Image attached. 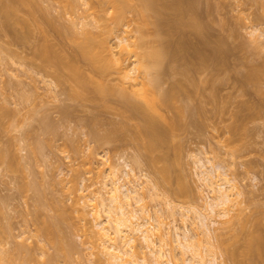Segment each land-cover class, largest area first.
Returning <instances> with one entry per match:
<instances>
[{
  "label": "rangeland",
  "instance_id": "374dc122",
  "mask_svg": "<svg viewBox=\"0 0 264 264\" xmlns=\"http://www.w3.org/2000/svg\"><path fill=\"white\" fill-rule=\"evenodd\" d=\"M88 1L37 0L58 26L84 22L87 27L78 24L76 32L87 29L99 33L98 16H106L110 7L105 4L102 10L92 0L96 7L93 14ZM162 1L170 4L173 0ZM182 4L186 10L193 8L196 15L192 11L185 17L197 16L201 28H182L184 18L174 10H165L162 20L156 19L155 24L150 22L145 27V41L151 47L169 38L173 53L179 43L183 46V54L164 63L162 89L180 81L187 91L195 89L193 95L181 94L174 104L161 103L158 105L163 106L154 108L138 96L146 80L138 78L129 82L133 86L126 85L127 93L143 106L150 119L162 125L181 119L162 150L167 158L162 163L155 160L162 153L148 152L143 147L145 136L141 138L139 131L140 139L136 136L143 123L125 111L121 103L119 91L123 85L119 74L114 72L105 78L114 94L111 92L104 103L93 90L85 92L83 99L74 100L73 83L58 85L51 77L55 70L41 71L42 61L31 55L33 46L40 42L38 33L32 38L27 31L28 39L15 41L0 31V149L7 153L6 162L0 161V264H109L101 253V240L96 234L99 230L89 214L90 208H85L88 200L85 203V193L81 192L84 185H94L95 189L102 186L103 177L98 175L107 170L106 162L118 166L127 162L136 168L137 176H143L145 185L157 186L159 196L146 201L153 211L162 210L160 220L166 223V230L174 225L183 228V215L193 217L188 210L195 206L207 207V193L199 179L200 161L206 162L212 172H227L242 196L238 210L233 208L230 218H220L214 225L219 230L212 239L218 263L234 264L226 252L242 255L250 230L264 235V71L260 69L264 66V0H182ZM129 6L127 18L110 38L114 51L119 50L121 36L130 39L132 49L141 42L139 27L143 18L138 0H130ZM24 30L26 33L27 28ZM157 31L161 33L159 40L154 36ZM8 40L13 45L7 46ZM54 42L74 57L82 74L91 76L87 60L75 58L77 46L70 34L64 39L54 38ZM137 52L142 53L140 49ZM132 62L133 59L126 66ZM257 70L261 75L251 78L252 71ZM64 74L69 75V70ZM177 109L183 112L182 118ZM4 110L10 111L9 117L2 115ZM121 124L127 130L123 135L118 134ZM112 131L117 133L116 141L105 144L97 140V133L105 136ZM208 159L215 161L211 164ZM164 163L174 167L172 178L166 179L161 172ZM172 209L174 218L170 216ZM239 212L244 216H238ZM102 217L105 219V215ZM44 223L53 224V234L46 232ZM196 223L200 232V224ZM152 224L158 227L156 222ZM136 236L138 251L154 260L140 234ZM219 237L221 240H217ZM174 252L176 260L170 254L169 259L173 264H183L180 253L176 249Z\"/></svg>",
  "mask_w": 264,
  "mask_h": 264
},
{
  "label": "bare ground",
  "instance_id": "6f19581e",
  "mask_svg": "<svg viewBox=\"0 0 264 264\" xmlns=\"http://www.w3.org/2000/svg\"><path fill=\"white\" fill-rule=\"evenodd\" d=\"M62 1L64 2L65 0ZM129 1L130 0H95L97 8L102 9L105 4L109 5L110 9H112L111 15L107 16L110 11L109 9L106 12V16H98L99 33L87 29L82 33H78L75 27L76 25L78 26L79 23L76 24L75 22L71 27L58 26L55 21L49 19L48 9L41 7L42 5H39L37 0H0V31L3 32L6 37H11L12 40L15 41L17 39H28L27 31L28 35L31 37L38 33L40 42H38V44L34 43L35 45L31 49V55L33 58L42 61L41 71L43 69L44 72L48 73V69L55 70L54 74H49L54 75H51V77L54 79L56 78L58 85L62 82L69 81L73 83L74 93H71V95H74H72L74 100L83 99L85 92L93 90L97 99L104 103L105 100H107V96L110 95L111 92H114L105 82V78L112 75L114 72L119 74L123 85L122 89L119 91L121 94V103L125 111H130L132 115L138 117L140 122L143 123L140 125V127H142L138 128L139 130H137L136 136L139 133H141L142 137L139 135L141 138L145 136L146 140H143L145 142L143 143V147H145V150H148V152L154 153V155L156 153L157 155L162 153L158 155V158L156 157L157 159L155 160H157V163L167 162L166 154L163 153L162 150L168 146L169 135L176 127V123L178 122L179 124L181 119L179 120L176 116L178 121L176 120L175 122L173 120V123H166L167 125H162L150 119L151 117L145 112L143 106L133 98L134 96L131 95V93H127L128 89H126V85L128 88L129 86H133L132 83L129 85V82L138 80V78L146 80L141 83L142 88L139 90L138 96L148 102V105L149 102H151L154 108L155 106L161 107L165 104L168 106V103H172L173 100L175 101L177 97L179 98V96H182L181 94L193 95L195 89L193 92L187 91L188 89L185 88L186 86L180 81L173 83L168 89H162L163 80L161 76L163 74V68L165 69V61L167 59H176L179 54L184 53V48H181L183 46L179 43L177 45V51L173 53L171 51L172 44L169 38L165 41L162 40L161 43L160 41L159 43L156 41V43H158L157 46H147L148 42L145 41V37L147 36L145 27L150 22L155 24L156 19L162 20L164 18V11L170 9L174 10L178 17L184 18V23H181L182 21L180 20V22H177L178 24L181 23L180 27L184 25L183 27L186 26L187 28L196 30H199L201 27L193 8L190 10L184 9L182 0H173L170 1V4L162 3V0H138L140 7L139 15L143 18V22L139 27V32L141 34L139 41L141 42L137 45L134 44L136 49H132L130 39L121 36L119 37V50L114 51L110 38L115 35L116 30L123 24L128 13L131 11ZM88 3L94 9L92 13L96 14V7L93 1L89 0ZM70 5L72 6L73 4L70 3ZM189 12H192L191 14L194 13L195 17L190 16L186 18L185 16ZM79 25L83 26V28L87 27V24H84V22ZM24 28H27L26 33ZM31 33L34 35H31ZM69 34L77 46L74 52L75 58L87 60L89 63H87L88 66L91 65L90 69H92L91 72L93 75L90 74L91 76H89L86 74L88 76L85 77L86 75L84 73L82 74L75 65L76 62L72 59L74 57L66 53L60 44L54 42V38L64 39ZM160 34L161 33L157 31L154 36L160 37ZM167 37L170 36L167 35ZM5 44L7 46L10 44L13 45L11 40H8ZM2 45L0 44L1 47ZM137 49H140L142 53L137 52ZM5 50L13 52L10 48H6ZM131 59H133V62L129 66H126L127 62L131 61ZM262 67L264 71V66H261L260 69H262ZM65 70H69L70 74H64ZM184 70L188 71L186 68ZM184 70L182 69L183 72H185ZM179 71H181V68ZM257 72L252 71L254 75H252L251 78L256 74H258V76H255L256 78L261 75H259L260 71ZM133 74L136 75V77H133ZM95 77L103 80L95 81ZM192 81L195 84L194 80ZM90 83L93 84V86H91ZM57 84H55V88L58 87ZM194 84L193 87L196 88V84ZM197 88H199V86ZM213 90L212 93L215 94L216 92L214 91L216 90ZM161 103L163 105L159 106ZM171 103L170 105H172ZM181 108L185 109L184 107ZM181 108L179 107V109ZM11 112L14 113L13 111ZM177 112L179 113L178 116L182 118L184 115L183 112L181 110ZM181 112L183 115H181ZM2 115L6 117L8 115L10 116V111L7 110L5 112L4 110ZM121 125L122 127L118 129V134L123 135V132L126 133L127 130H125L126 127L124 124ZM93 132L94 131H92V133ZM112 132L113 133L109 132L110 134L107 133L105 136H99L97 133V140L100 142L104 141V143H107V141H109V143L114 142L117 133H114V131ZM139 136H137L138 139H140ZM6 160L7 153L1 148L0 161L6 162ZM213 160L208 159L206 161L212 164ZM104 163L105 162H103V164ZM199 163V168L201 170L199 179L203 191L207 193L205 196L207 207L203 209L202 206L197 205L192 210H188L193 214V217L183 215V228L174 225L172 229L168 230L164 228L166 227V223L163 221V224L160 220L161 216L163 217L164 215L162 210L155 209V211H153L149 203H147L148 198L155 200V198L159 196L157 186L149 187L147 186L148 184L145 185V182L142 180L143 176H137L135 172L136 168H133L132 165L127 162H125L123 166L112 165L108 162H106L105 166L102 164L105 168L107 167L105 172H100L102 175L99 172V175L97 174L98 177H103L101 178L102 183H100L102 186L95 189L93 187L94 185H84L81 192L85 193L86 197L83 194L84 201L85 199L88 200V204L85 205V208H90L89 214L93 217L95 221L94 225L99 230L96 234L101 240L100 245L103 249L101 253L107 257L106 259L109 264H173L174 262L169 259L168 255L170 254L176 260L175 249L180 253L183 264H221L217 262V253H215L214 242H212L214 235L216 233L218 234L219 231H217L214 225L218 224V219L221 220L222 218H226L227 220L228 217H231V212L237 209L241 204L238 202L240 201L239 198L242 196V193L238 185L231 182L232 180L229 179L230 176L227 172H220L221 170L212 172L209 170V167H207L206 162L202 160ZM212 166L214 167V164ZM122 167L124 169H122ZM173 168L172 165H165L164 163L161 172L167 177L166 179L172 178ZM98 171H100V169ZM167 205H171V203ZM237 212H235V215ZM240 212L238 216L242 214ZM60 215L62 214L60 213ZM102 215H105V219H103ZM170 216H175L173 209L171 210ZM59 218H61V216H59ZM152 221L158 224L157 228V225L154 226ZM196 221L200 224V232L197 229L198 227H196ZM45 226H47L45 228L46 232H50L49 234L54 233L55 229L52 223H47V225L45 224L43 227ZM162 226L165 230L162 229ZM190 226L194 227L191 228ZM261 228L263 227H260V229ZM262 230L264 234V229ZM250 232L246 235L247 240L246 244L243 246L244 250L242 255L236 251L229 252L227 250L228 252H226L228 258L231 259L234 264H264V235L261 234L262 232L256 230ZM138 233L142 239L141 242L145 244V248L149 249L150 253L154 256V260L151 261L147 255L141 254L138 251L136 244V234ZM218 239H220V237L217 238V240ZM174 243L175 245H173ZM107 245H109V247ZM221 245L223 244L221 243ZM220 248L223 249V246H220ZM239 256H242L243 259L240 260ZM125 257L129 259H125ZM258 259H260V262Z\"/></svg>",
  "mask_w": 264,
  "mask_h": 264
}]
</instances>
